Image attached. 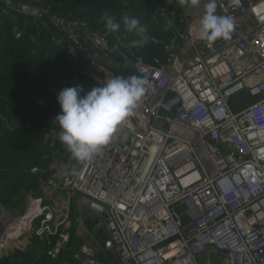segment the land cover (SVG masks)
Segmentation results:
<instances>
[{"label":"built area","instance_id":"2783aa9c","mask_svg":"<svg viewBox=\"0 0 264 264\" xmlns=\"http://www.w3.org/2000/svg\"><path fill=\"white\" fill-rule=\"evenodd\" d=\"M206 2L193 10L203 13ZM3 4L59 32L73 45V61L109 57L116 33L82 29L40 7ZM217 12L233 18L231 39L209 45L193 39L190 26L176 30L177 46L193 51L180 67L175 53L170 66L130 53L137 76L151 82L135 115L72 175L43 179L47 197L28 198L21 220L27 227L39 219L34 235L51 237L48 257L57 258L70 240L62 230L68 214L55 221L48 199L75 191L96 219L80 233L76 264H108L98 231L112 245L110 264H264V0H217ZM178 23L188 25L187 17ZM242 91L253 102L233 112L230 98Z\"/></svg>","mask_w":264,"mask_h":264},{"label":"trees","instance_id":"16d2710c","mask_svg":"<svg viewBox=\"0 0 264 264\" xmlns=\"http://www.w3.org/2000/svg\"><path fill=\"white\" fill-rule=\"evenodd\" d=\"M14 7L37 5L48 14L70 21L91 32L106 29L103 17L108 13L117 22L127 13L146 26L148 39L144 43L134 34L121 30L116 33L128 46L118 45L115 35L109 36L110 62L108 66L84 61H73L69 50L73 45L59 38L52 27L33 23L25 14L9 12L0 4V206L16 215L23 213L29 196L43 192L41 181L50 177L55 161H61L60 172L65 174L69 161L74 160L59 139L60 127L55 117L60 111L57 95L66 87L82 84L84 93L103 86L95 78L105 81V74L125 78L137 76L135 70L124 64L122 55L130 53L145 63L159 59L170 66V54L176 48L177 32L185 30L178 23L182 16L194 14L193 9L181 7L179 0L166 8L163 0H1ZM245 4L255 0H243ZM257 1V0H256ZM172 20L174 28L167 27ZM18 34V37L16 36ZM168 49V50H167ZM110 64V65H109ZM108 68V69H107ZM83 94V93H82ZM40 100L43 105L35 106ZM63 158H65L63 162ZM56 212L57 209L53 208ZM38 223V221H37ZM36 224L24 239L11 242L0 251V264H76L73 251L81 243L72 240L61 254L51 259L46 252L48 240L34 235ZM96 238L106 248V236L101 231ZM110 264L111 251L101 256ZM113 264H117L116 260Z\"/></svg>","mask_w":264,"mask_h":264},{"label":"clouds","instance_id":"9594fccd","mask_svg":"<svg viewBox=\"0 0 264 264\" xmlns=\"http://www.w3.org/2000/svg\"><path fill=\"white\" fill-rule=\"evenodd\" d=\"M201 2L202 0H179L181 7L189 9L199 7ZM26 6L39 7L37 5ZM8 9L11 13L20 15L25 14L14 9ZM194 13L198 14L195 10ZM2 15L3 12L0 13V18ZM27 16L31 17L30 15ZM191 17L192 16L187 17L188 23L193 20ZM103 20L106 29L111 33L119 32L123 25L125 32L134 34L138 38V40L133 41L134 45L137 43H144L148 39L146 26L143 25L138 18L127 13L122 16V23L117 22V20L108 13H105ZM33 23L39 25L34 21ZM187 27L188 25H185V29H187ZM234 29L235 22L231 16L217 14V0H207V2L203 4V15L200 18L198 32L200 40L207 41L209 45L218 40L229 41ZM16 36L18 37V34ZM59 38L66 40L61 37V35ZM176 48H178V50L180 49L179 56H181L182 59H186V56L182 54L184 49L177 46V43ZM184 51L192 52L190 50ZM192 55L193 53H191V56ZM99 57L100 56H98L97 59ZM126 57L131 60L129 56ZM97 59L95 62H97ZM106 59V64L108 66V63H111L110 58L107 57ZM187 59H189V57H187ZM132 69H134V67ZM110 73L111 72L105 74V76L108 77L104 81V85L102 84L103 86L94 87L90 91L84 93L83 85L80 84L74 87L63 88L57 95L60 111L55 119L61 129L59 132V139L61 143L67 147L71 156L77 161H89L102 151V149L114 138L119 128L129 123L130 118L135 115L142 99L151 87V82L146 77L131 76L125 78L116 76L112 78ZM250 99L253 100L252 98ZM39 196H41V194H39ZM31 197L34 196L31 195ZM37 221L39 223V219H37L31 227H33L34 224L37 226ZM69 243L70 240L65 245V248ZM107 244L106 242V245Z\"/></svg>","mask_w":264,"mask_h":264},{"label":"crops","instance_id":"0c3cea01","mask_svg":"<svg viewBox=\"0 0 264 264\" xmlns=\"http://www.w3.org/2000/svg\"><path fill=\"white\" fill-rule=\"evenodd\" d=\"M197 13L198 14L194 13V15H191L192 16L191 18L193 20H194V18L200 17L203 14L201 12H197ZM217 14H218V12H217ZM191 53L192 52H190L188 55L189 58L191 57ZM182 54H183V56H187L188 52L183 50ZM96 63L102 67L103 66L107 67L106 61L104 59H102L101 56L97 59ZM107 77L108 76H106V78ZM248 105H246V106H248ZM64 159L65 158H63V162L65 161ZM73 161L75 162L77 160L74 159ZM79 162H78V164H79ZM61 163H62V160L61 161H55L54 166L52 168V171L50 173L51 177L56 178L57 175L62 174L60 172ZM78 164H77V166H78ZM67 166L69 169L68 164H66V168H67ZM68 169L66 170L65 174H62V175L69 174ZM76 169H77V167L74 168L73 173L76 171ZM54 171H56L57 174H55ZM38 196H39V194L35 195L34 197H38ZM81 199H82L81 195L75 191H71V192L59 191V192L53 193L52 197L48 199L49 205L52 206V208L57 209V211L55 212V216H56L55 221H59L66 214H68L67 223L64 224L62 230L64 232L71 231V236H70V232H69L70 241L72 240V237L80 240L81 237L78 234L81 233L83 235L84 229H85V231H89L90 229L94 228V226L96 224V219L91 214V211L86 209V207L82 204L83 202L81 201ZM79 216H81L83 218V223H82L83 230L79 229L78 225H77V221H78L77 218ZM65 229H66V231H65ZM24 238L25 237H23V239ZM80 244L77 247H79Z\"/></svg>","mask_w":264,"mask_h":264},{"label":"rangeland","instance_id":"374dc122","mask_svg":"<svg viewBox=\"0 0 264 264\" xmlns=\"http://www.w3.org/2000/svg\"><path fill=\"white\" fill-rule=\"evenodd\" d=\"M199 22H200V18H195L190 23H188V26L190 24V26L192 27L191 36L193 39L199 37V35H198ZM179 53H180V49L177 50V52L174 54V57L177 59L178 66L180 67L181 65H179V63L183 62L184 59H182V57L179 56ZM189 53L190 52H188V54L185 58L188 57ZM192 53H193V51H192ZM101 57H102V59H104L107 62V59L105 57H103V56H101ZM170 68H169V70H170ZM252 102L253 101L248 97L247 92L242 91V92H240V93H238V94H236L230 98L229 106L233 112H237V111L241 110L242 108L246 107V105L251 104ZM78 162L79 161L74 162L73 160L69 161V163H68V165H69L68 173L69 174L68 175L73 174V170L75 167H77ZM44 184H45L44 182H41V185H42L41 188L43 189L41 196L47 197L48 194L46 193V191H44ZM52 184L53 183H51V185ZM50 197H52V195ZM26 208H27V203L25 204V208H24L23 213L20 215H16L11 210L3 208L0 206V251L4 247H6L8 244H10L11 242L19 241L20 239H22L23 237H26L28 235L29 229L32 226V224L36 221V219L33 221V223L31 225L25 227V224H24L25 221L21 220V218L24 217V213L27 210ZM65 231H66V229H65ZM69 232H70V236H71V231H68V233ZM78 235L81 237L80 233ZM80 241L82 242L81 238H80ZM99 241L102 244V240H99Z\"/></svg>","mask_w":264,"mask_h":264},{"label":"water","instance_id":"95a60500","mask_svg":"<svg viewBox=\"0 0 264 264\" xmlns=\"http://www.w3.org/2000/svg\"><path fill=\"white\" fill-rule=\"evenodd\" d=\"M122 58H123V61H124L125 65L129 66L130 68H133L134 67L133 62L131 60H129L126 56L122 55ZM106 248L108 250H110L112 248L111 243H108L106 245Z\"/></svg>","mask_w":264,"mask_h":264},{"label":"bare ground","instance_id":"6f19581e","mask_svg":"<svg viewBox=\"0 0 264 264\" xmlns=\"http://www.w3.org/2000/svg\"><path fill=\"white\" fill-rule=\"evenodd\" d=\"M24 224L26 225V221L24 222Z\"/></svg>","mask_w":264,"mask_h":264}]
</instances>
